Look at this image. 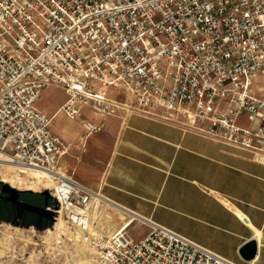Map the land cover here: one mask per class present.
<instances>
[{"label":"built area","instance_id":"built-area-1","mask_svg":"<svg viewBox=\"0 0 264 264\" xmlns=\"http://www.w3.org/2000/svg\"><path fill=\"white\" fill-rule=\"evenodd\" d=\"M53 86L66 93L68 119L84 109L101 118L80 121L82 144L120 112L264 163V0H0L1 163L48 182L94 264H234L133 214L127 224L149 228L139 241L94 231L111 204L64 168L72 146L35 108Z\"/></svg>","mask_w":264,"mask_h":264},{"label":"crops","instance_id":"crops-1","mask_svg":"<svg viewBox=\"0 0 264 264\" xmlns=\"http://www.w3.org/2000/svg\"><path fill=\"white\" fill-rule=\"evenodd\" d=\"M59 108L54 115L62 113ZM95 118L81 112L79 119H68L76 129H61L62 137L51 124L72 146L65 170L111 204L93 219L94 231L107 237L123 232L139 241L149 228L127 224L133 214L231 263L264 264V163L181 127L120 112L104 118L103 130L82 144L80 121H101ZM137 228L143 235L135 239L130 234ZM250 241L256 252L246 260L240 251Z\"/></svg>","mask_w":264,"mask_h":264},{"label":"rangeland","instance_id":"rangeland-1","mask_svg":"<svg viewBox=\"0 0 264 264\" xmlns=\"http://www.w3.org/2000/svg\"><path fill=\"white\" fill-rule=\"evenodd\" d=\"M257 94H262L263 81L257 80L255 84ZM67 96L60 87H49L42 91L40 99L35 108L52 116L59 106L66 100ZM50 114V115H49ZM82 115L86 119L96 120L89 110L84 109ZM53 130L62 137L60 130L73 132L76 126L72 121L66 119L63 113L54 115ZM76 143H78L76 141ZM23 173H20L22 176ZM1 182V181H0ZM3 183V182H2ZM24 187H20V191ZM42 192V190H38ZM44 211L40 215L41 220L37 223L40 226H48L46 229H39L31 226L29 228L0 224V264H94L92 252L87 246H83L74 236L72 231L61 225L60 232L62 239H57L54 232L57 227L59 211L51 204H45ZM44 205V206H45ZM61 217V216H60ZM56 225V226H55ZM14 228V229H13ZM57 232H59L57 230ZM72 232V234H71ZM142 228L133 229L131 236L140 238L143 234ZM53 235V236H52Z\"/></svg>","mask_w":264,"mask_h":264},{"label":"water","instance_id":"water-1","mask_svg":"<svg viewBox=\"0 0 264 264\" xmlns=\"http://www.w3.org/2000/svg\"><path fill=\"white\" fill-rule=\"evenodd\" d=\"M45 204H51L59 210L58 202L47 190L20 191L0 182V224L46 229L50 225L43 227L37 223L41 220L40 215L44 211L42 208L46 207ZM240 252L244 259H252L256 252L255 242H248Z\"/></svg>","mask_w":264,"mask_h":264},{"label":"bare ground","instance_id":"bare-ground-1","mask_svg":"<svg viewBox=\"0 0 264 264\" xmlns=\"http://www.w3.org/2000/svg\"><path fill=\"white\" fill-rule=\"evenodd\" d=\"M52 120H51V124H53ZM1 162L2 161H0V181L1 182L5 183L8 186H10L12 188H15L17 190H21L20 187H24L23 190H29V191H33V192H38L39 189L42 190V191L43 190H47L49 184H48L47 181L43 180V177L39 173L31 172V171L28 172L27 171V172H23V174L21 176L20 173L18 171L14 170V168L11 165H7L6 163H1ZM56 213L58 214L59 211L56 212ZM56 222H58V223H57V227L55 228V231L54 232H49V233H52V234H56L57 233V235H56V237H58L57 239L61 240L62 239V235H59V234H61V232H60L61 225L64 228H68V227L66 226L65 221L63 220V218L60 217V216L57 218ZM126 228L127 227H125L124 230ZM57 230L59 232H57ZM71 234H72V232H71ZM75 238L78 239V237H75ZM82 245L84 246L85 244H82Z\"/></svg>","mask_w":264,"mask_h":264}]
</instances>
